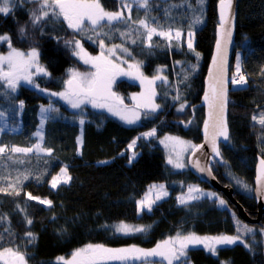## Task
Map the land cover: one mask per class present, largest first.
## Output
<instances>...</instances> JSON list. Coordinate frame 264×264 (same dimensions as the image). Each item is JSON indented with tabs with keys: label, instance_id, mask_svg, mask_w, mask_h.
<instances>
[{
	"label": "trees",
	"instance_id": "1",
	"mask_svg": "<svg viewBox=\"0 0 264 264\" xmlns=\"http://www.w3.org/2000/svg\"><path fill=\"white\" fill-rule=\"evenodd\" d=\"M219 1L204 0L201 6L198 0H149L148 9H132L130 20L111 25L104 21L95 30L79 33L50 17L33 25L30 16L38 5L29 0H13L11 11L0 14V35L9 36L11 46L19 51L35 48L40 65L48 72L47 76L42 74L32 79V84L20 83L15 92L0 88V113L10 127L0 134V147L32 148L38 144V111L44 106L50 109L40 144L42 149L51 150L50 154L9 151L0 155V187L11 183L20 192L19 195L0 192V218H3L0 219V249L18 248L26 254L28 264H57L59 257H68L88 244L150 250L177 233H195L200 237L236 235L232 222L219 209L215 198L205 197L185 205L177 202L176 195L183 193L186 184L213 189L199 182L189 170H172L156 138L139 139L136 148L139 156L131 164L128 154L124 153L139 134L154 128L157 138L173 135L196 146L201 143L204 112L200 101L216 40ZM101 4L107 11H122L120 0H101ZM124 16L128 17L126 13ZM141 19H146L158 31H191L195 51L183 42L160 37H153L151 46L146 47V30L137 23ZM22 27L25 28L23 35ZM76 40L91 55L98 54L101 40L105 47L121 45L131 53L127 62L137 58L148 79L157 74L163 76L165 79L154 86H142L140 80L118 78L117 74L114 84V92L121 100L154 90L155 104H159L160 110L149 120L126 126L109 117L104 108L85 104L86 110L81 115L67 104L62 106L59 102L64 100L50 94L65 90L69 70L85 69L73 55ZM69 41L72 43H66ZM238 49L243 52L241 72L245 71L248 78L243 85L230 81V141L221 147V158L214 161L211 170L221 186L233 190L234 199L249 218L257 219L253 181L258 159H264V127L253 116L264 115V0H239L234 54ZM8 51V43L0 42V55ZM233 59L234 56L230 78ZM122 101V106H133ZM181 105L184 109L178 111ZM64 167L70 177L67 184L59 176ZM53 177L61 178L56 188L51 187ZM237 180L251 191L236 183ZM182 181L186 183L184 188L172 187ZM155 183L171 186V196L151 211L140 214L137 201ZM213 191L237 213L223 194ZM27 194L49 200L51 206L28 200ZM27 220L32 223L29 225ZM121 223L148 230L132 236L117 235L112 229ZM252 226L257 232L244 238L249 248L239 243L218 246V253L213 256L200 245L195 249L200 255L198 258L194 257L196 251H190L189 264H264V215ZM28 232L35 238L32 242L26 235ZM156 264L161 262L156 260Z\"/></svg>",
	"mask_w": 264,
	"mask_h": 264
},
{
	"label": "snow or ice",
	"instance_id": "2",
	"mask_svg": "<svg viewBox=\"0 0 264 264\" xmlns=\"http://www.w3.org/2000/svg\"><path fill=\"white\" fill-rule=\"evenodd\" d=\"M29 2L36 3L38 8L34 10L30 16L31 23L33 25L38 24L41 20L52 16L53 18L59 20L63 19L67 23V26L72 29L74 32L82 31V26L84 21L87 20L92 26L93 29H97L102 21H106L109 25L114 22H121L125 19L130 20L131 16H124L123 10L131 12L133 3L136 4L138 8L148 9L149 0H133L132 3L129 0H121L122 11H107L101 4V0H29ZM198 2L203 5L204 0H198ZM233 0H220V28L223 29L225 24L230 20V9L232 8ZM13 0H0V14H8L11 11L10 5H12ZM199 22V18H197ZM140 27L144 28L147 32L146 39L147 41L152 40V36L159 35L161 37H166L171 40L173 38L172 33L157 31L156 28L152 27L146 19H141L137 21ZM21 34L25 33V28L20 29ZM231 28L226 29L222 33H218V39L216 41V50L217 54L213 57V64L216 66L217 71L215 76H212L210 71V78L213 79V83L210 84V93H205V101L209 104L210 108V118H212V144L213 151L218 156L219 149L215 145L216 137H223L225 141L229 140L227 123L224 117V112L226 108V89L224 86L223 80V69L224 64L226 63L227 56V41L231 37ZM122 36L127 35L122 33ZM192 32H188V48L193 50L192 44ZM180 32L179 30L175 33V38L179 39ZM0 42H7L9 51L7 55H0V88L7 87L12 92L16 91L18 83L23 80L28 84H32V73L29 71L32 68L36 69L37 73H42L47 76L48 72L38 63V52L35 48L25 53L19 51L11 46L10 37L7 35H0ZM71 44L72 42H66ZM75 50L73 55L79 57L83 63L90 64L95 72L92 73H81L75 70H69V78L64 82L65 90L59 93H51L52 96H59L61 99L66 100L73 108H79L83 103H90L93 108H104L107 109L112 115L118 116L126 124H134L137 120L140 119V113L135 109L147 108L151 112H155L159 105L152 102V97L155 96L154 90L146 96L145 93H141L139 96H133L131 99L134 101V109H128L123 107V101L120 97L116 96L111 92V84L114 80L115 75L122 74L131 76L134 79H138L141 82V85L145 84L151 86L155 83L156 80L165 79L163 76L157 74L152 79H148L140 71L139 63L129 64L128 68L130 71L125 72L123 69L119 68L117 64L112 63L111 60L107 59L105 55H100L96 57L89 56L84 49L82 48L80 41L76 40ZM135 43V41H133ZM148 46H151L150 44ZM101 49L105 48L103 40L100 41ZM114 48H120V50L127 55H131L128 52L127 48H123L121 45H116ZM114 48L107 49L109 55H115ZM199 57V53H196ZM236 71L232 78L233 84L243 85L245 84L246 78L241 73L239 65V57L237 58ZM5 66L6 69L5 70ZM159 73L160 70L158 69ZM264 72V70H262ZM43 91V89H41ZM178 98V97H177ZM21 107L23 104L21 103ZM184 105H181L178 111H183ZM48 111L47 109L41 108V113ZM3 113H0L2 116ZM253 120L264 127V115H261L259 118L253 116ZM44 117L41 118V128L43 126ZM83 124V120L80 121ZM190 123V122H189ZM209 122L205 121V135H208ZM156 134L155 129L150 132L143 134L144 138L154 136ZM37 136H40L41 139L42 133L38 131ZM165 141H173L176 144L185 145L186 142L179 140L177 137L166 136L161 143ZM77 143H81L78 138ZM136 144V140H133L129 144V149H133ZM188 147H191L195 152L198 150L199 146L187 144ZM35 148L37 151H47L51 152L50 149H42L40 144H36ZM32 148H16L7 149L6 147H0V154H4L6 151H11L13 153H28L31 152ZM135 158V155L129 157V163H132V160ZM8 159H12L11 156ZM169 164H172L176 168H182L184 165L179 161V154L177 155V160L173 161L171 158L167 161ZM106 163V162H102ZM203 171L204 169H200ZM62 182L67 184L70 180L66 168L61 170ZM211 175V172L208 173ZM257 182L259 185H264V159L260 161L258 167V176ZM16 183H20L17 179ZM61 183L60 177H53L51 186L56 188L57 185ZM236 183L240 184L245 190L251 191L247 185L243 184L242 181L237 180ZM159 189V194L156 196V199H160L161 196H166L167 192L164 191V185L159 186L152 185L149 189V194L156 189ZM11 189V191H9ZM0 192L7 195H12L15 193L19 195L20 192L17 190L15 185L9 184L7 187H0ZM193 193H199V195H193ZM146 194L143 200L137 201L138 212L141 209H147L151 211L152 203H155V200L150 199V195ZM258 195H264V192L260 188L257 189ZM205 195L199 188L190 186L188 188L187 197H179L178 200L181 204H187L191 200H199L201 196ZM209 199L215 197L219 201V205L223 208H227L226 201L221 199L219 196H216L215 193L206 194ZM28 200H36L40 204L51 206V201L42 200L39 197H34L31 194H27ZM3 219V218H0ZM233 220L236 224V235H220L215 237H200L195 233H189L188 235H181L177 233L175 237H171L167 240L162 241L161 243L156 244V246L150 250H144L138 247H129V248H108L103 245H93L88 244L82 248L76 249L71 253L70 259H65L64 257H59L57 259V264H107L109 261H120L121 264H125L127 261H139L143 260L144 264H156V259L149 260L148 258H158L161 262L166 261L167 264H189L188 259V250L190 246L202 245L204 250L211 253L215 256L218 253V246H231L234 244H242L245 248H249V245L243 239L244 235L247 233L253 232V229L244 225L239 221L235 213H233ZM27 223L30 225L31 220H27ZM148 229L145 227H133L121 223L115 226V231L120 234L128 235L131 233H140L146 232ZM32 242L35 238L31 232L26 234ZM0 264H28L26 254L21 252L18 248L13 247H4L0 249Z\"/></svg>",
	"mask_w": 264,
	"mask_h": 264
},
{
	"label": "rangeland",
	"instance_id": "3",
	"mask_svg": "<svg viewBox=\"0 0 264 264\" xmlns=\"http://www.w3.org/2000/svg\"><path fill=\"white\" fill-rule=\"evenodd\" d=\"M120 2H121V0H120ZM129 2L132 3L133 0H129ZM134 7H137L135 3H133L132 9H133ZM121 9H122V8H121ZM132 9H131V11H132ZM123 12L126 13L128 16H129V14H130L127 10H123ZM49 17H50L52 20H54L55 22H57V23H59V22H63L64 24L67 25V23L64 22L62 18H60L59 20H57V19L53 18L52 16H49ZM102 22H104V21H102ZM102 22H101V23H102ZM67 27H68V26H67ZM68 28H69V27H68ZM69 29H70V28H69ZM82 29H83L82 32L86 31L87 29H91V30H93V26H92L87 20H85V21H84V24H83V26H82ZM70 30L73 31L72 29H70ZM157 31H158V30H157ZM169 31L172 33V36H173V38H172L171 40L167 39L166 37H161V36H159V35H155V34L152 36V38H153V37H160V38L166 39L167 41H178V42H183V43L188 47V39H189V38H188V32H187V33H183V32H181V31H179V32H180V37H179V39H176V38H175V33H176L177 30H166V31H164V32H169ZM73 32H74V31H73ZM79 32H81V31H76L75 33H79ZM192 34H193V33H192ZM146 36H147V32H146ZM88 37H89V36H88ZM193 39H194V35H192V44H193ZM145 40H146V47H148V45L150 44V42L147 41V39H145ZM81 46H82V45H81ZM82 48H83V46H82ZM109 48H114V46L105 47L104 49H101V47L99 46V52H98L97 55H91V54H89V52H88L86 49H84V48H83V49H84V52H86L89 56H92V57L100 56V55H102V54L105 55L107 59L111 60L112 63L117 64V65L119 66V68L123 69L125 72L130 71L129 68H128V65H129V64L138 63L137 58H136V59L133 58V59H131V62H127V59L130 57V55H127L126 53L122 52V51L120 50V48H114L115 55H109L108 52H107V49H109ZM123 48H124V47H123ZM74 50H75V46H74ZM25 53H27V52H25ZM120 53L123 54L124 56H121ZM6 55H7V54H6ZM74 56H75V55H74ZM75 57L77 58V60H78L80 63L83 64V66H84L85 69H79V70L72 69V70H75V71H78V72H81V73H92V72H95V69H94L90 64H85V63H83V61H82L79 57H77V56H75ZM122 57H123V58H122ZM238 57H239V65H240V69L242 70L243 52H242L241 49L236 50V52H235V54H234V59H233V73H232L233 75H234V73H235V71H236V66H237V62H238L237 58H238ZM38 63H39V65H40V62H39V56H38ZM5 70H7V69H6V66H5ZM29 71L32 73V79H34V78L37 77V76L42 75V73H37L35 68H32V69H30ZM140 71L143 73V75H144L145 77H147V76L145 75L143 69H141V67H140ZM118 75H119L118 78H120L121 76H122V77L126 76V77H129V78H132L131 76H127V75H122V74H118ZM67 76H68V78H69V73H68ZM118 78H116V79L114 80V84L117 82L116 80H117ZM132 79H133V80H138V79H134V78H132ZM22 82H25V81L21 80V81L18 83V85H19L20 83H22ZM158 82H160V81H159V80H156L155 83L152 84L151 86L156 85ZM18 85H17V86H18ZM5 88H6V91L10 90V89H8L7 87H5ZM11 93H12V92H11ZM149 93H150V92H147V91H146V92H145V95L147 96ZM7 96H8V95H6V97H7ZM133 96H139V95H129L128 97L122 98V100H125L126 102H130V103L133 104L132 107H128V106H123V107L128 108V109H134V101L131 99ZM63 100H64V99H63ZM152 102L155 103L154 97H152ZM18 103H19V102H18ZM20 103H21V102H20ZM59 103H60L62 106H66V104L69 105V106H70V109H72V111H75V112H77L78 114H81V115H83V114H84L83 112L86 110V109L84 108L85 104H86V105H91L90 103H83V104L80 105L79 108H73V107L71 106V104H69L66 100H64L63 102H59ZM8 104H9V103H8L7 100H6V107L8 106ZM12 105H14V103H12ZM157 105H159V104H157ZM42 107H43L44 109H47L48 111H46V112H44V113L42 114V113H41V108H42ZM48 107H49V106H48ZM12 108H13V107L10 108L11 112L14 111ZM49 109H50V107H49V108H45L44 106H41V107H40V110L38 111L39 126H38V129H37V132H38V131H41V133H42V137H43V133H44V132H43V130H44V125L46 124V121H47V120H46V117H47L48 114H49ZM135 110L138 111V112L140 113V119L137 120L136 123L131 124V125L124 123V122H123L118 116H114V115H112V113H110L109 111L107 112V115H108L109 117H112V118L116 119L117 121H119L120 123H122V124H124V125H126V126H132V125H138V124L142 123L143 121L149 120L150 117L153 115V113H157V112L160 110V107H158V109H157L155 112H151V111H150L149 109H147V108H140V109H135ZM11 112L9 111L8 114H10ZM20 113H21V112H20ZM42 115H43V117H44V122H43V126H42V128H41V118H42ZM20 118H21V115H20ZM9 129H10V127H9V121L7 120V118L3 117V115L0 116V134H2L3 132L8 131ZM154 129H155V128H154ZM152 130H153V129H150V130H148V131H146V132H150V131H152ZM155 131H156V134H155L154 136H151V137H148V138H144V136H143V134L146 133V132H143V133L139 134L138 138L134 139V140H136V144H135L134 148L130 150L129 147H128L129 145H128V146H127V149H126V151H124V153H125V154H128L129 157L135 155V158L132 160V162H133V161L136 160V159L138 158V156H139V153L136 151L137 145H138V143H139V139H145L146 141H148V140H150V139L156 138V139H155V140H156V143H158V144L162 147V149H163V151H164V154H165V156H166V160H167V161H168L169 158H171L173 161H176V160H177V155L179 154V161H180V163H182V164L184 165L182 168H176V167H174L172 164H170V168H171L172 170H175V171H183V172H184V171H187V170H188L187 159H188V156H189V155L192 153V151H193V149H192L191 147H188L187 144H189V143H190L191 145H195V144L192 143L191 141H188V140H185V139L179 138V137H177V136H173V135H165V136H161L160 138H157V129H155ZM166 136H169V137H177L179 140H182V141L186 142V144H185V145H180V144H176V143L173 142V141H165V143H161V141L164 140V138H165ZM37 138H38V144H40V143L42 142V139H41L40 136H37ZM131 143H132V142H131ZM131 143H130V144H131ZM35 145H36V144H35ZM35 145L32 147L33 150H32L31 152H28L27 154H29V153L47 154L45 151H37L36 148H35ZM40 147L42 148V145H41V144H40ZM7 153H9V151H6L4 154H0V155H5V154H7ZM20 153H23V152H19V153H17V154H20ZM64 168H65V167H64ZM59 176L61 177V173L59 174ZM184 181H185V180H184ZM161 184L164 185V191L167 192V195H166V196H161V198L157 200V199H156V196L159 194V189L157 188L155 191H152L150 194H149V189H150V186H152V185H157V186H159V185H161ZM184 184H186V183L182 181V182H180V183H175V184H173L172 187H179V188L183 187V188H184ZM150 186L147 188L146 193L144 194V196H143L140 200H143V199L145 198V195H146V194H149V195H150V199H151V200H155V203H152L151 208L155 207L157 204L163 202L164 200L168 199V198L171 196V191H170V189H169V187H171V186L168 187L165 183H155V184H151ZM190 186H193V187L199 188V189L201 190V192H203V193L205 194V195L201 196L200 199L207 197V195H206L207 193H215L213 190H208V189L201 188L199 185L194 184V183H190V184H188V185L186 184L183 193H179V194L176 195V199H177V202H178L179 204H181V203L179 202L178 198H179V197H187V195H188V188H189ZM51 187H52V186H51ZM215 194H216V193H215ZM193 195H199V193H193ZM216 196H218V195L216 194ZM213 198H215V197H213ZM220 198H221V197H220ZM221 199H223V198H221ZM224 200H225V199H224ZM193 201H195V200H191V201H189L188 203L193 202ZM225 201H226V200H225ZM188 203H187V204H188ZM226 204H227V208H223V207H221V206L219 205V201H218V207H219V209H220L221 211H223V212L226 213V215L228 216V218L230 219V221L232 222V224H233V226H234L235 233H236V224H235V222H234V220H233V213H235L236 218H237L239 221H241L242 224L247 225L248 227H250V228L253 229V232L245 234L244 237H243V239L246 238V237H251V236H253V235L257 232L256 228L253 227L252 225H249V224L244 223V222L239 218L238 214H237L233 209L230 208V206L228 205L227 201H226ZM181 205H185V204H181ZM143 212H149V211H148L146 208H145V209H141V210H139V213H140V214L143 213ZM112 230H113V232H114L115 234H117V235H121V236H132V235H134V234H138V233H131V234H128V235L120 234V233H117V232L115 231V227H114ZM236 234H237V233H236ZM197 247H200V245H198V246H194V247H193V246H190V247H189V250H188V259L190 258V256H189V255H190V251H193V253H194V251H196L195 249H196ZM203 249H204V248H203ZM199 256H200V255H199V254L197 255V251H196V254L194 255V257L198 258ZM70 258H71V255L68 256V257H65V259H70ZM153 259H156L157 261H159L158 258H153ZM162 263H163V264H167L166 261H164V262H162ZM178 263H179V262H176V264H178ZM137 264H144V262L142 261V262L137 263Z\"/></svg>",
	"mask_w": 264,
	"mask_h": 264
},
{
	"label": "water",
	"instance_id": "4",
	"mask_svg": "<svg viewBox=\"0 0 264 264\" xmlns=\"http://www.w3.org/2000/svg\"><path fill=\"white\" fill-rule=\"evenodd\" d=\"M238 4H239V0H233L232 8L230 9V13H229L230 20L228 23L225 24L223 29L220 28V1L217 4V20H218L217 23L218 24H217V29H216V40L214 43L213 53H212L210 62L208 64L206 76L204 79V90H203V94H202L201 101H200V107L203 108V112H204V121L200 129L201 143L197 145L199 146L198 150H196L195 152L192 151V153L188 156L187 166H188L189 172L193 176H195L199 180V182L207 184L211 189L223 194L226 197V199L237 209V214L244 223L249 224V225H255L259 223L260 218L264 215V195L257 194L258 188H260L261 191L264 192V185H259L257 182L258 167L262 159L261 158L258 159L256 168H255V177L253 181V185H254L253 197L255 199V202L258 208L257 219L249 218V216L246 214L244 209L234 199L233 190L221 186L211 170V167L214 161L215 160L218 161L221 158V147L226 146L230 141V129L228 125L230 66H231V62H232V58L234 56V50H235V32H236ZM228 28H231L232 34H231V37L227 41V56H226V63L224 64V69H223V80H224V86L226 89V97H227L224 117L227 123L229 140L225 141L223 137H216L215 145L219 149V155L217 156L213 151V144H212V132H213L212 122L213 121H212V118H210L209 104L205 101V93L208 92L209 96H211L210 84L213 83V79L210 78V71L213 77L215 76L216 71H217L216 66L213 64V57L216 56L217 54L216 41L218 39V33H222ZM115 78H116V75L114 77V80ZM114 80L111 84V92L116 95V93L114 92ZM205 121L209 122L207 136L205 135ZM200 169H204V170L201 171ZM209 171L211 172V175L208 174Z\"/></svg>",
	"mask_w": 264,
	"mask_h": 264
},
{
	"label": "built area",
	"instance_id": "5",
	"mask_svg": "<svg viewBox=\"0 0 264 264\" xmlns=\"http://www.w3.org/2000/svg\"><path fill=\"white\" fill-rule=\"evenodd\" d=\"M244 76H245V78H248V74L245 72V71H243V72H241ZM233 78V77H232Z\"/></svg>",
	"mask_w": 264,
	"mask_h": 264
}]
</instances>
